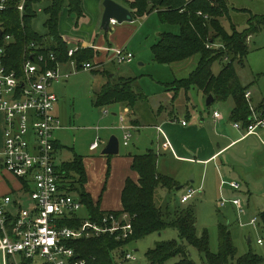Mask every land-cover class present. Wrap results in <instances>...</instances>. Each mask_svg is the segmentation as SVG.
Here are the masks:
<instances>
[{
	"label": "trees",
	"instance_id": "16d2710c",
	"mask_svg": "<svg viewBox=\"0 0 264 264\" xmlns=\"http://www.w3.org/2000/svg\"><path fill=\"white\" fill-rule=\"evenodd\" d=\"M21 1L8 0L9 8L0 12V32H3L0 46L6 48V66L9 70L20 73L26 49L32 42L45 45L46 48L40 52L45 55L53 53L57 63L75 61L83 65L93 60V50L85 48H79L74 56L69 57L70 47L59 33V22L64 10L75 15L77 19L82 17L81 0H26L23 12L18 10ZM115 1L128 8L135 20L156 12L162 24L179 27V34L163 33L158 43L153 46L152 52L157 63L173 65L199 57L196 69L188 78L171 83L174 100L180 91L195 88L202 90L206 96H213L217 102L232 99L235 103L232 120L245 127L249 125L252 113L245 97L249 88L242 86L238 81L235 63H244L249 54V38L258 30L257 27L264 26V17L254 19L257 27L239 31L232 25L233 30L229 33L222 20L229 19L231 9L235 10L230 8V0ZM46 2H50V5L42 10L47 16L44 25L46 34L43 36L33 31L32 21L40 13V6ZM251 21L249 20V24L254 25ZM7 36L11 38L8 45L5 43ZM217 61H225L226 64L220 73L215 75L213 65ZM55 65L52 64L51 67ZM136 82L137 79H120L106 84L96 94L94 106L104 108L124 103L133 109L139 102L146 100V96L134 88ZM256 111L263 119L264 101ZM132 158L131 169L138 174L139 179L134 181L129 178L126 181L122 195L123 210L111 212L115 215H129L133 235L126 241H118L110 235L74 241L70 246L75 250V260H86V264H121V259L126 253L124 248L130 243L167 229H174L181 240L195 247L203 256V264H264V257L252 251L236 258L237 246L229 227L223 224L218 226L219 251L213 253L208 231H204L202 236L197 234V218L193 207H182L178 204L174 208L163 209L159 206L157 194L160 189L171 193L180 186L174 179L159 173L156 153L149 150L144 154L133 155ZM60 170L66 173L71 191L81 199L89 219L100 222L110 213L101 211L85 190L87 174L83 157L75 155L73 161L63 164ZM83 219L77 215L73 220L63 222V226L77 229L82 225ZM259 219L264 229V211L259 214ZM146 256L152 264H165L176 257L182 259L175 264H197L189 257L187 247L175 240L157 243Z\"/></svg>",
	"mask_w": 264,
	"mask_h": 264
},
{
	"label": "rangeland",
	"instance_id": "374dc122",
	"mask_svg": "<svg viewBox=\"0 0 264 264\" xmlns=\"http://www.w3.org/2000/svg\"><path fill=\"white\" fill-rule=\"evenodd\" d=\"M49 3L50 2H46L42 4L40 8L44 10V8L50 5ZM230 8H234L236 11L231 9L230 18L222 20L224 28L229 33L233 30L232 25L239 31H243L249 27H257V23L255 24L254 19L264 17V0H230ZM64 16V23L68 22V18L76 20V16L69 14L68 11H66ZM249 20H252L251 22H254V25H250ZM46 21V14L44 12L38 13L37 17L32 21L33 31L44 36L46 34L44 26ZM69 25L70 23H68V26ZM133 26L137 28L136 34L131 42H129V50L135 56L133 64H114L113 67L110 68L113 73L117 72L119 76L126 78L134 77L137 79L134 88L149 97V107L151 106V108L156 109L162 105L170 106L166 108V111L173 112V117H175L173 122L175 124H177L175 122L176 120L178 121L185 116L187 110L192 114L195 109L204 116L212 115L214 111H218L224 117L226 124L231 123V111L234 106L232 99L227 102H216L212 106H207L208 98L199 99L203 98V96L198 90L192 89L188 94H186L185 91H180L174 105L171 104V98L174 94L170 88L171 83L175 80L188 78L196 69L199 57L191 59V68L186 67L185 63L163 65L155 61L152 46L158 43L160 34H179L180 29L178 26L163 25L160 22L158 14L154 12L151 13L146 21L138 19L137 23ZM257 28L258 30L249 38V54L245 58L244 63H235L238 81L242 86L248 87L249 91L252 93L251 103L253 106H251V108H253V110L257 108L256 106L258 104L264 101V26ZM5 43L8 45L11 43V40L5 39ZM188 62L189 61L186 62L187 65H189ZM225 64V61H217L213 65V73L217 75ZM69 72H72L67 79L69 82L64 84L54 83L52 86V91L60 100V103L56 105V114L59 116L62 126L65 127L63 130L54 133V139L61 142L65 147L62 152L57 153V161L63 162L72 159L73 151L67 149V147L74 149L77 154L83 157H91L92 154H94V157L101 158L103 149L113 136L117 137L120 142V153L117 156H111L112 158H123L128 156L130 152L137 153V151H139L135 148L137 147V135L134 131H129L132 132V137L129 139L128 145H124L125 133L122 130L123 124L119 122L120 116L119 118L114 116L115 114L120 115L121 108L118 106L97 108L93 104L96 94L100 92L98 82L101 74L81 69L77 70L76 68ZM105 110L108 111L107 114L104 113ZM251 113L253 114V111H251ZM152 118V115H147L144 121L147 124H151L153 122ZM128 124L129 121L126 119L125 126H129ZM97 127H99L101 131H96L95 128ZM143 132L149 134L148 141L146 146L139 149L145 151V149L149 147L150 149L153 148L157 153V149L161 144L158 145L155 129L150 128L142 131V133ZM259 133L262 134L261 130H259ZM97 136L102 139V144L99 150L92 152L89 150V146ZM179 166L180 164L174 161V157L170 153H167V155L162 154L158 158V170L164 175L181 177L177 170ZM193 175L194 173L189 170L184 171L182 175L184 179L182 180V178H180L184 186H182L183 188L179 191L175 190L170 193L166 189H160L157 194L159 206L163 209H166V207L174 208L175 205L178 204L182 207H193L197 218V234L198 236H202L204 231H208L210 249L213 253L219 251L218 226L220 224L226 225L227 221H230L231 226H227L232 232L233 239L238 249L236 258H240L251 251L264 257V229L259 219V214L264 211V180L255 184L253 190L254 196L252 195V198L250 197L249 199L248 197L247 186L243 188L239 195H234L235 197H240L244 201L245 207L249 215H251V218H258L256 227L247 225L243 226L245 228H240L236 219L238 217L236 215L237 213L233 212L232 207L227 206L223 208L220 206L221 198H235L232 195L230 197L227 196L230 194L227 187H224L220 191L219 187L217 188L215 184L213 188L207 189L206 196L203 197L198 195L192 198L188 203L181 204V197L184 192H187V188L189 187H187V183H190ZM216 179L218 181L217 176ZM80 215L86 218V210H82ZM246 222L247 221L244 220V223ZM249 238L251 239V243L248 240ZM259 239L263 242L262 246L257 244V240ZM173 240L187 247L188 255L195 263H204L203 256L195 247L189 246L185 241L181 240L176 230L167 229L162 233L152 234L143 240L132 242L126 246L124 250L134 255L136 261H129L123 264H152L147 259V252L154 249L159 242ZM181 259V257H176L168 260L165 264H175Z\"/></svg>",
	"mask_w": 264,
	"mask_h": 264
},
{
	"label": "built area",
	"instance_id": "2783aa9c",
	"mask_svg": "<svg viewBox=\"0 0 264 264\" xmlns=\"http://www.w3.org/2000/svg\"><path fill=\"white\" fill-rule=\"evenodd\" d=\"M26 0H22L18 10L23 12ZM9 8L8 0H0V12ZM42 12V9H39ZM112 24H116L112 21ZM111 24V25H112ZM2 32V31H1ZM6 39L11 38L9 36ZM46 46L36 42L26 49L25 60L20 73L6 66V48L0 46V112L5 115L4 150L0 154L1 169L10 174L18 183L19 200L6 194L0 198V264H86V260H75V250L70 243L110 235L118 241H126L133 235L129 215H115L110 212L100 221L88 217L79 228L63 226V222L73 220L84 210L81 199L71 191L70 180L57 163V147L54 133L62 128L54 115L59 98L51 90L53 83L68 79L61 76L53 53L40 52ZM79 48L69 50L72 57ZM112 57L118 65L130 64L134 54L124 48H115ZM52 64H56L51 67ZM72 64L77 67L76 62ZM78 69V68H77ZM83 70H93L91 63L82 65ZM251 104L252 93L246 92ZM247 127L235 123L237 130H246L247 135H258L264 130V119L255 115ZM105 113H108L106 111ZM221 118L219 112L214 113ZM124 145L131 138L130 127L125 126ZM186 122L183 125L186 126ZM164 147L173 150L166 134ZM102 139L97 138L91 151L100 149ZM229 186L240 192L242 185L236 181H222L221 187ZM198 190L189 188L181 197V204L196 197ZM234 207L239 224L256 227L258 218L252 217L248 224L243 222L247 208L240 197L221 198L220 206ZM262 245V240L258 241ZM136 261V257L125 253L121 264Z\"/></svg>",
	"mask_w": 264,
	"mask_h": 264
},
{
	"label": "crops",
	"instance_id": "0c3cea01",
	"mask_svg": "<svg viewBox=\"0 0 264 264\" xmlns=\"http://www.w3.org/2000/svg\"><path fill=\"white\" fill-rule=\"evenodd\" d=\"M103 2V0H81V7L83 11L82 17L80 19L76 18V20L68 18V22L64 23V14L67 11L64 10V13L59 22L60 36L62 37V40L70 47L69 50L76 48L93 50L94 58L89 63L93 65L94 69L88 71L101 74L98 82L100 91L108 83L116 82L120 79H135L134 77L126 78L123 76H119L117 72L113 73L110 68L113 67L114 64H117L112 57V51L115 48H124L131 52L129 50V42H131L132 38L137 32V28L133 26L137 23V19H134L133 23L112 24L110 31L108 33L104 32L101 29L104 13ZM150 15L141 18V20L146 21ZM68 23H70L69 26ZM161 35L162 34L159 35L158 39H160ZM190 61L192 60H189V65H187V61L184 62L186 64V67H192V64H190L192 62ZM72 62L75 61H70L68 63H58V70L62 77L71 75L72 72L69 71L75 68ZM76 64V69L78 68L77 70H83L82 65H79L77 62ZM132 64L133 62L126 65ZM67 82H69V80L62 79L59 82H55V84H64ZM196 90H198V92L203 96V98L199 99L202 100L205 97H209L206 96L202 90ZM189 91L190 90L185 91L186 94H188ZM145 96L146 100L141 101L142 103L139 102L133 109L124 103L111 105L121 108L120 115L115 114L114 116L118 118L120 116L119 122H121V118H124L125 122L126 119H128L130 131H134V133L137 135V147H135L134 145V147L139 150L137 151V153L130 152L128 156L115 159L103 155L101 156V158H97L94 157V154H92L91 157H83L77 154L74 149H70L67 147V149L73 151L72 159L70 161L63 162L57 161V163L62 166L63 164L72 162L75 155L83 157L87 174V183L85 185V190L91 195L95 204L99 205L101 211L111 212L123 210L122 195L126 185V181L129 178L133 179L134 181H138L139 179L138 174L133 172L131 169L133 155L144 154L149 150L155 152L153 148L150 149L149 147H147L145 151L139 149L143 146H146L149 135L146 132L142 133V131L150 128L155 129V136L158 139V145L161 144L157 149V153L155 152L156 155L159 158L162 154L167 155V153H170L174 157V161L180 164L177 170L179 171V176L181 177L178 178L164 175L160 172L159 173L174 179L179 184L180 190L183 188L182 186H184L180 181V178H182L183 180L184 177L182 175L184 171L189 170L190 172H193L194 175L192 176L190 183H187V187L189 186L187 190L189 188L198 190V194L196 196H206L207 189L213 188L215 184L217 188L219 187L220 191L224 187H227V190L230 192V194L227 195L228 197H230L231 195H239V193L242 192L245 186H247V194L249 199L250 197L252 198L254 196L253 190L255 184L264 180V130H261L262 134L259 133L258 135H247L245 129L237 130L234 127V124L236 122H234L233 120L231 121V123L226 124L225 119L221 115V113V118L216 119L214 117V113L218 111H214L212 115L204 116L197 109H195V111L193 110L194 112H192V114H190L189 110H187V112L185 111V116H183L178 121L176 120L175 122L177 124H175L173 122V120L175 119V117H173V112L166 111V108L170 106L162 105L156 109H153L151 108V106L149 107V97L147 95ZM232 101L234 103V100ZM174 102L175 100L173 94L171 98V104L174 105ZM216 102L217 101L213 100V102L207 106H212ZM59 103L60 100L56 105H58ZM260 104H258L256 107H259ZM56 105L54 108V115L60 120L59 116L56 114ZM249 105L250 108L251 106H253L252 103H249ZM254 110L255 115L262 119L261 114H259L256 109ZM105 112L106 110L104 111V113ZM147 115L153 116V122L151 124H147L144 121V118ZM252 116L250 117V121L252 119ZM183 122L187 123L186 126L183 125ZM5 126V115L0 112V154L4 150ZM64 128L65 127L62 126L60 130H63ZM159 128L168 137L173 150L164 147L166 140ZM95 130L101 131L99 127L95 128ZM97 138L100 137L97 136L95 140ZM95 140L90 144L89 150ZM55 143L58 150L57 153L62 152L65 147L58 140H55ZM246 164L249 166V168ZM251 168L254 170H252ZM216 176L218 177L219 183L216 179ZM222 181L239 182L242 185V190L240 192H236L229 186L221 187ZM18 188L19 185L17 181L10 174L4 172L1 169L0 165V198L6 194H10L11 196H13L14 201L19 200L21 194L17 191ZM176 191L178 190L176 189ZM228 206L232 207L231 205ZM232 209L233 212H236L234 207H232ZM250 218L251 215L247 213V215L243 218V222L244 220L247 221L246 223L250 222ZM236 219L237 223L239 224V218L237 217ZM226 225L231 226L230 221H227ZM239 227L245 228L240 224ZM248 240L251 243V239L249 238ZM259 240H257V244ZM258 245L262 246L260 244Z\"/></svg>",
	"mask_w": 264,
	"mask_h": 264
},
{
	"label": "water",
	"instance_id": "95a60500",
	"mask_svg": "<svg viewBox=\"0 0 264 264\" xmlns=\"http://www.w3.org/2000/svg\"><path fill=\"white\" fill-rule=\"evenodd\" d=\"M104 13L102 18L101 29L108 33L111 29L112 21H115L116 24L123 23H133L134 17L132 12L116 2L115 0H104ZM3 32H0V37H2ZM213 96H209L207 100V105H210L213 102ZM120 153V142L117 137H111L107 146L103 149V156H117ZM179 191L180 188H177Z\"/></svg>",
	"mask_w": 264,
	"mask_h": 264
}]
</instances>
